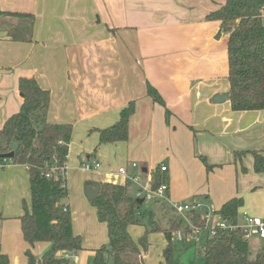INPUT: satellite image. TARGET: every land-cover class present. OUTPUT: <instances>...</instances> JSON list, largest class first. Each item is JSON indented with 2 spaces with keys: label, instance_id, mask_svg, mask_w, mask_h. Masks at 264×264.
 Here are the masks:
<instances>
[{
  "label": "crops",
  "instance_id": "obj_1",
  "mask_svg": "<svg viewBox=\"0 0 264 264\" xmlns=\"http://www.w3.org/2000/svg\"><path fill=\"white\" fill-rule=\"evenodd\" d=\"M224 2L0 0V11L29 12L34 16L32 23L23 18L10 25L0 23V126L20 108L19 77L33 76L50 92L47 119L72 124L67 167L69 151L77 148L85 152V158L92 159L97 157L87 152L99 149L104 158L100 160L101 168L104 162L125 160L131 174H139L143 168L152 174L163 165L172 189L182 193L185 188L194 192L212 188L218 197L217 209L236 197L232 192L239 188L235 182L224 181L223 171L235 178L238 173L245 174L246 166L251 176L249 186L264 184V172L254 170L251 154L240 158L234 155L236 151L258 150L264 157V114L230 107L227 34L221 32L216 39L220 21L206 19ZM23 20L29 23L19 22ZM21 29L27 37L15 34ZM147 83L164 99L171 113L168 121L164 108L147 95ZM217 94H226L227 98L213 102ZM131 100L135 101V109L128 139L97 146L96 129L116 121ZM200 156L214 166L215 172L206 173ZM132 161L139 162L138 168L131 167ZM101 168L86 170L96 175L85 180L128 184L134 193L133 182L125 181L116 171ZM81 187L70 202L68 193L67 202L72 210V229L82 241L78 256L85 250L93 258L95 250L107 243L108 234L101 235L99 229L96 232L103 226H98L96 210L87 204ZM29 197L27 166L0 165V243L9 264L11 240L18 253L15 264H26L27 248L33 253L39 246L33 253L39 257L49 246L40 242L30 247L22 236L19 216L22 200L29 202ZM78 219L83 221L80 228ZM102 224L107 233L106 224ZM146 250L142 249L143 261Z\"/></svg>",
  "mask_w": 264,
  "mask_h": 264
},
{
  "label": "trees",
  "instance_id": "obj_2",
  "mask_svg": "<svg viewBox=\"0 0 264 264\" xmlns=\"http://www.w3.org/2000/svg\"><path fill=\"white\" fill-rule=\"evenodd\" d=\"M0 13L28 19L31 23L34 19L29 12ZM263 18L264 0H225L206 15L207 20L220 21V31L227 34L228 100L234 111L264 109ZM22 29L20 32H25ZM18 90L22 98L20 108L0 126V163L27 166L30 197L29 202L22 200V214L19 216L22 236L30 247L40 242L49 244L39 257L27 248L26 264H62L66 261L63 252L75 253L82 249L81 237L72 229V214L67 202L66 170L72 124L47 119L50 92L33 76L19 77ZM146 91L154 103L164 108L168 121L171 113L158 90L147 83ZM134 109L135 101L131 100L120 110L116 121L96 129L99 135L97 146L126 141ZM14 142L17 146L12 149ZM11 150L14 151L12 157H2ZM248 153L253 158L254 170L264 172V157L258 150L236 151L234 155L240 158ZM199 158L207 172L214 167L205 157ZM160 166L152 172L154 187L162 183L168 185V170ZM84 185H99L98 194L90 202L98 221L106 224L108 234L107 243L95 250L93 264H144L142 249L148 247L147 237L143 235L135 241L128 231L130 225L138 222L137 209L141 204L129 193L128 184L85 180ZM241 204L242 198L231 197L215 213L235 224ZM2 218L0 214V220ZM194 218L197 221L198 214ZM180 226L181 222L175 218L170 221L169 228L163 230L167 243L162 257L166 264H172L169 240ZM197 249L204 257V264H264V254L257 252L251 256L247 240L238 230L217 228L215 234ZM0 264H9V256L2 250L1 243Z\"/></svg>",
  "mask_w": 264,
  "mask_h": 264
},
{
  "label": "rangeland",
  "instance_id": "obj_3",
  "mask_svg": "<svg viewBox=\"0 0 264 264\" xmlns=\"http://www.w3.org/2000/svg\"><path fill=\"white\" fill-rule=\"evenodd\" d=\"M16 21H17V17L15 15L10 16L7 13H0V23H5L7 25H10V24H14V22ZM19 22H24L25 24L29 23L28 20H23ZM15 34L18 37H22V36L27 37L26 32H15ZM258 111H260L261 114H264V109ZM78 144L79 142L76 143L77 146ZM89 153L96 156L97 161L104 160L103 156L100 155L102 153L100 152L99 149L97 150L95 148H92L90 151L87 152V154ZM85 156H86L85 152L78 148L73 151L72 150L69 151V161L66 172L69 202L77 194L79 190L78 187L82 184L81 187L82 196H84L87 204L94 208L90 200L85 195L84 180L92 179V177L96 175V172L86 171L82 168L81 163L83 158H85ZM126 165L127 164L125 160L121 162H118L117 160H112L110 163L104 162L102 168L105 167L107 171L109 170L116 171L119 166L126 167ZM243 166H245V164ZM220 167L222 166L220 165ZM215 170L216 169H214L213 167L210 171L206 173H208L209 175L210 173L215 172ZM239 170L241 171L242 169L240 168ZM243 172L245 174L241 175L238 173V175L235 176L236 181H234L235 178H232L228 175L229 173H225L223 171L221 174L223 175L224 181L228 180V182L230 181H232V183L235 182V186L237 185L239 187L236 188L234 186L236 188V192L234 191L232 192L233 194L235 193L236 197L242 198V204L238 208V213L241 214L243 212H247L249 215L263 217L262 211L264 206V184L257 183L254 186H249L250 185L249 181H251L250 180L251 176L248 175V172L246 171V166H245V171ZM168 176H169L168 190L166 197L158 198V199L156 197H152L150 200L143 201L140 204L139 208L137 209L138 222L136 224L130 225V235L135 241H137L143 235H146L147 237L148 247L144 257V264H166L162 257L163 247L167 243V240H165L166 238H164L165 236H163V230L169 228L170 221L176 218L175 212L171 209V202H178L181 204H189V205H192L193 203H199L200 208H203L205 212H207L209 215V221H210L209 224H213L216 220L215 211L218 207L217 206L218 197L214 195L215 191L212 190V188L210 191L208 190L204 192L203 191L194 192L192 188H185V191L181 193L178 188L172 189L170 175L168 174ZM128 190L129 193L133 195L132 188H129ZM206 193L208 194V196L205 195ZM73 207H74V202H73ZM78 207L79 206L77 203L75 208L78 209ZM189 214H190L189 212H186L184 216H187ZM184 216H181L182 220L184 219ZM183 221L185 222V220ZM102 223L101 221L97 222V224H99L98 226H103V227H101V229L97 227L96 232H98L99 229L101 235L102 234L104 235L105 232V236H107L106 231H104L105 226ZM77 224L78 227L80 228L81 227L80 224H83V221L78 219ZM156 226H158L159 229H155ZM91 234H93V232ZM169 242L172 247V264H204L203 255L199 254L198 251H196L198 250L197 249L198 246H201L202 244L195 245L193 242L190 241L182 242L177 239L174 232L172 233ZM247 243L250 249L251 256H254L257 252H264V238H258L252 236L247 241ZM8 249H10V251L12 249V256H11L12 260H10V263L15 264L16 263L14 261L15 254L18 253L16 251L17 249L14 248L13 246V240L10 241ZM33 250H34L33 253L36 254V252L39 250V246L36 245ZM74 254H76V252ZM76 255L81 264H93V258L90 252L83 250L81 251V253H79V256H78V252ZM70 261H72V259H70L69 262Z\"/></svg>",
  "mask_w": 264,
  "mask_h": 264
},
{
  "label": "built area",
  "instance_id": "obj_4",
  "mask_svg": "<svg viewBox=\"0 0 264 264\" xmlns=\"http://www.w3.org/2000/svg\"><path fill=\"white\" fill-rule=\"evenodd\" d=\"M0 165H4L0 163ZM131 167L138 168V163L132 161ZM81 166L85 170H98L101 168V162L92 158H84ZM161 169L166 167L161 165ZM116 173L124 178L125 181L133 182L135 184L134 197L137 199L142 198L143 201L150 200L152 197L164 198L167 195L168 185L162 183L157 187L153 186L151 172L139 171V174H131L124 166H119ZM140 174H144V177ZM171 209L175 212L176 218L181 222L180 228L174 231L178 240L185 242L190 241L195 245L204 244L208 237L215 234L217 228L221 230H238L242 234L244 240H249L252 236L258 238H264V218L260 216L249 215L247 212L239 214L238 221L235 224L230 223L221 215L216 213V220L213 224H209V215L207 212L198 214L201 210L199 203L181 204L178 202H171ZM186 212L190 214L184 216ZM198 214V220L196 221L194 215ZM181 216H184L185 222ZM201 245V246H202ZM198 246V247H201ZM62 257L66 259L62 264H79L75 258L74 252H63ZM72 261L69 262V260Z\"/></svg>",
  "mask_w": 264,
  "mask_h": 264
},
{
  "label": "water",
  "instance_id": "obj_5",
  "mask_svg": "<svg viewBox=\"0 0 264 264\" xmlns=\"http://www.w3.org/2000/svg\"><path fill=\"white\" fill-rule=\"evenodd\" d=\"M220 35H221V31L219 30L217 32V35H216V39L220 38ZM227 98V95L226 94H217L214 96L213 98V102H221L223 100H225ZM17 146V142H14L11 144V148L14 149L15 147ZM14 154V151L11 150L10 152H7V153H4L2 154V157H12ZM143 171L145 172L146 169L143 168ZM85 195L86 197L91 200L93 199L99 192V185H96L95 187H92V186H89V185H86L85 186ZM137 202L138 203H142L143 202V199L140 198V199H137ZM204 212V209L202 208L201 210L198 211V214H202ZM262 254H264V252H262Z\"/></svg>",
  "mask_w": 264,
  "mask_h": 264
}]
</instances>
